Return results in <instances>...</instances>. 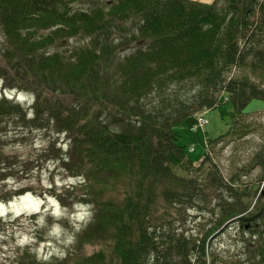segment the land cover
Listing matches in <instances>:
<instances>
[{
    "label": "trees",
    "instance_id": "trees-1",
    "mask_svg": "<svg viewBox=\"0 0 264 264\" xmlns=\"http://www.w3.org/2000/svg\"><path fill=\"white\" fill-rule=\"evenodd\" d=\"M101 1L72 11L64 0H0L9 43L0 55L25 85L39 83L35 117L27 120L2 101L0 122L16 117L42 128L47 114L66 135L70 158L63 165H75L81 181L67 192L93 205L94 221L81 240L107 246L47 262L28 249L18 264H208L206 239L177 234L170 207L195 210L216 189L221 212L247 220L249 191L239 190L245 182L237 175L223 178L207 152L194 162L176 128L218 107L226 94L232 126L210 142L248 135L247 108L264 101V0ZM79 36L90 40L67 57L44 56L54 41ZM11 161L19 166L16 157H4L0 172L12 169ZM257 162L264 165V156Z\"/></svg>",
    "mask_w": 264,
    "mask_h": 264
},
{
    "label": "rangeland",
    "instance_id": "rangeland-1",
    "mask_svg": "<svg viewBox=\"0 0 264 264\" xmlns=\"http://www.w3.org/2000/svg\"><path fill=\"white\" fill-rule=\"evenodd\" d=\"M64 1L72 11L86 10L95 5L93 2L104 4L101 0ZM194 1L210 3L214 0ZM52 31L42 30L37 35L46 36ZM116 36L120 37L122 33L117 32ZM89 40L85 36L56 40L47 47L44 56L61 53L67 57ZM8 46V39L0 28V50ZM3 67L7 71H0V102H8L9 107L15 106L27 120L34 118L37 108L34 88L39 83L25 85L12 70L11 64L0 55V69ZM5 73L15 77L8 81ZM4 93L9 94V99ZM221 98L223 101L218 107L197 113L198 117L188 119L183 127L176 128V132L183 137L180 142L188 146L194 162L207 152L223 178L227 180L231 175L242 178L245 183H240L239 190L247 185L245 189L249 195L244 201L251 204L253 214L247 212L243 218L248 219L240 220L241 217L230 218L222 213L217 206L221 199L215 189L208 200L195 210L187 212L183 207L181 210L170 207L172 219L177 222L174 229L177 234L184 233L196 241L206 239L204 255L208 264H246L247 259L264 264V165L257 162L260 155L264 156V101L253 100L247 108V112L251 113L244 116V123L249 126L247 136L224 137L212 144L210 141L219 139L229 131L233 121V104L227 102L226 94ZM52 123L47 114L44 115L42 128L25 125L16 117H8L0 122V164L4 157L14 156L19 165L16 167L11 161L12 169L0 172V177L13 176L0 182V264H18L20 255L29 250L39 260L47 262L54 258H71L75 251L92 255L107 247L100 241L86 245L81 240L82 232L94 221L93 216L88 214L93 210V205L75 199L77 195L74 197L67 192L81 181L73 173L75 165L70 171L63 165V159L70 158L71 145L66 135L59 133L60 129ZM27 162H30L28 166ZM20 168L23 171L24 168L32 169L29 173L24 171L18 174ZM201 179L208 181L207 177ZM252 193L257 195L255 201ZM229 196L226 194V197Z\"/></svg>",
    "mask_w": 264,
    "mask_h": 264
},
{
    "label": "built area",
    "instance_id": "built-area-1",
    "mask_svg": "<svg viewBox=\"0 0 264 264\" xmlns=\"http://www.w3.org/2000/svg\"><path fill=\"white\" fill-rule=\"evenodd\" d=\"M202 120V118H200V121Z\"/></svg>",
    "mask_w": 264,
    "mask_h": 264
},
{
    "label": "water",
    "instance_id": "water-1",
    "mask_svg": "<svg viewBox=\"0 0 264 264\" xmlns=\"http://www.w3.org/2000/svg\"><path fill=\"white\" fill-rule=\"evenodd\" d=\"M66 43V41H64V44Z\"/></svg>",
    "mask_w": 264,
    "mask_h": 264
}]
</instances>
